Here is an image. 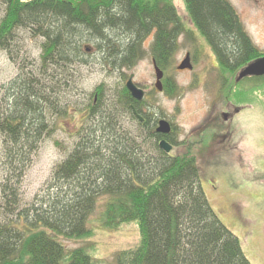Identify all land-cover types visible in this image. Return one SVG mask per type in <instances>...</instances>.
<instances>
[{"label": "trees", "instance_id": "obj_1", "mask_svg": "<svg viewBox=\"0 0 264 264\" xmlns=\"http://www.w3.org/2000/svg\"><path fill=\"white\" fill-rule=\"evenodd\" d=\"M184 3L216 56L225 98L241 104L258 98L264 75L235 76L264 53L233 5L229 0ZM0 6V49L11 52L21 28L43 39L42 77L36 68L23 72L8 89L9 110H0V134L16 164L29 162L44 135L54 130L50 118L73 110L56 107V94L63 85L75 87L73 68L88 62L86 50L96 48L103 67L120 71L150 56L164 71L165 91L174 96L178 85L169 73L181 38L196 45L174 0H0ZM88 39L95 46H84ZM129 77L123 73L124 80ZM126 83L109 105L102 104L105 84L97 85L89 103L76 111L82 116L78 139L72 150L65 148L68 154L55 166V180L39 203L17 210L15 187L3 184L7 209L17 211L0 221V264H252L207 198L197 150H162V139L176 149L183 144L175 127L170 134L159 133L160 118L144 110L145 100H136ZM101 198L104 208L97 222H90ZM133 223L140 234L133 248L117 252L113 262L96 256L97 246L88 240L99 227L116 230ZM62 239L86 243L71 248Z\"/></svg>", "mask_w": 264, "mask_h": 264}, {"label": "rangeland", "instance_id": "obj_2", "mask_svg": "<svg viewBox=\"0 0 264 264\" xmlns=\"http://www.w3.org/2000/svg\"><path fill=\"white\" fill-rule=\"evenodd\" d=\"M174 2L187 28L194 33L196 43L194 46L191 40L181 38V48L169 73L178 85L179 94L170 95L164 85L163 90L156 88V71L150 56L134 67L120 71L103 67L96 48L85 49L88 62L73 68L77 84L73 82L75 87L63 85L56 94L59 100L56 107H69L74 111L50 118L54 130L44 135L30 161L26 164L17 162L18 166L10 162V151L0 134V221L12 219L19 209L35 206L46 194L55 180V166L68 154L65 148L72 150L78 139L76 128L82 116L76 111L89 103L95 87L105 84L102 104L109 105L115 102V93L128 80H124L123 73L126 77L134 74V82L147 85L144 110L150 109L175 127V138L183 144L174 148V152L179 154L190 147L197 150L201 183L210 204L221 221L239 238L252 264H264V93L243 104L225 98L214 52L195 28L184 0ZM229 2L253 43L264 53V0ZM3 15L4 7L0 6V19ZM152 39V36L147 38L146 48ZM42 41L41 36L35 37L29 30L21 28L16 31L11 52L0 49L1 111L9 110L8 89L23 72L36 68L37 76L42 77L38 69L41 68ZM84 46L95 44L88 39ZM188 53L194 68L179 70L178 66ZM240 74H236L235 79ZM125 118V122L132 125L129 118ZM16 168L20 171H15ZM4 183L13 185L17 191L19 204L15 212L7 209ZM103 200L101 198L95 206L90 222H97L104 208ZM139 240L138 227L133 223L116 230L99 227L88 242L96 244L98 258L113 262L117 252L133 248ZM62 241L71 248L86 243L84 239Z\"/></svg>", "mask_w": 264, "mask_h": 264}, {"label": "water", "instance_id": "obj_3", "mask_svg": "<svg viewBox=\"0 0 264 264\" xmlns=\"http://www.w3.org/2000/svg\"><path fill=\"white\" fill-rule=\"evenodd\" d=\"M155 71H156V87L158 90H163V82L162 79L164 77V71L161 70L156 62L154 61ZM194 67L191 62V55L188 53L186 55L185 60L178 66L179 70H185L190 69L192 70ZM262 76L264 75V57L258 59L257 61L253 62L252 64L246 66L243 71L240 74V77L243 78L245 76ZM126 86L128 90L131 92L132 96L138 100L141 101L145 97V86L141 85L139 83L134 82V74H131L129 77ZM134 111L136 109L134 108ZM140 120H144V118L141 115H138ZM157 131L159 133H162L164 135L170 134L172 131V127L170 122H168L166 119H162L159 122V126L157 128ZM160 147L162 150H164L167 153H170L173 149V146L166 140L162 139L160 141Z\"/></svg>", "mask_w": 264, "mask_h": 264}, {"label": "flooded vegetation", "instance_id": "obj_4", "mask_svg": "<svg viewBox=\"0 0 264 264\" xmlns=\"http://www.w3.org/2000/svg\"><path fill=\"white\" fill-rule=\"evenodd\" d=\"M164 79V78H163ZM145 86V91H147V85H144ZM147 94V93H146ZM145 97H146V95H145ZM161 120V119H160Z\"/></svg>", "mask_w": 264, "mask_h": 264}]
</instances>
